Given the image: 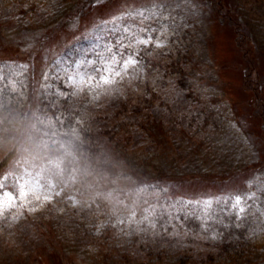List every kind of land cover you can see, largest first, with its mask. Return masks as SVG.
<instances>
[{
  "label": "rangeland",
  "instance_id": "374dc122",
  "mask_svg": "<svg viewBox=\"0 0 264 264\" xmlns=\"http://www.w3.org/2000/svg\"><path fill=\"white\" fill-rule=\"evenodd\" d=\"M73 1L62 3L64 6L52 11L46 19L34 18L7 28L3 32L5 38L15 39L17 43L12 42L13 47L0 44V50H6L0 52V56L12 54L13 49L21 47L40 65L47 55L51 57L61 52L62 44L83 36L95 39L101 27L121 29L122 50L126 54L131 49L148 53L139 61L126 57L121 66L118 62L112 67L108 62L110 71L105 77L88 75L87 71L92 70L89 60L83 66L85 75L78 79L74 93L82 99H96L106 86L116 82L129 87L131 97L151 96L156 103L163 97L160 90L168 84V77L158 69L167 57L160 54H167L165 49L172 47L174 35L177 38L173 48L180 49L182 59L177 67L181 65L184 70L185 62L195 67L190 79L198 81L194 96L199 103L192 108L194 116L188 125L190 131L185 135L179 138L169 134L166 147L158 153L130 154L125 165L127 173L124 168L113 174L117 176L115 189L98 195L88 191L84 194L83 199L86 197L89 202L103 198L107 206L111 200L125 205L123 198L133 202V209L126 208L130 210L126 216L115 214L97 221L99 228L106 229L97 231V238L102 236L100 246L95 243L89 248H80L73 243L76 240L70 232L62 234L70 229H63L67 221L66 225L60 224L64 219V201H70L74 193L59 195L54 185L65 180L67 174L50 173L56 176L55 182L35 173L11 177L9 185L13 194H19V200L12 201L10 207L5 204L7 210L0 212V264H68V261L73 264H136V257H127L128 242L156 228L186 235L199 233L205 246L218 248L244 241L264 225V0H194L192 3L187 0H97L92 9L77 17L72 13L77 6ZM149 9L159 10L160 17L137 15ZM67 15V21L58 19ZM148 28L154 31L147 36L156 37L145 42L144 32ZM187 49L194 55L185 60ZM113 54L114 57L123 55L121 52ZM145 56H151L152 66L145 65ZM24 67L21 64L1 66L0 91L6 88L7 92L21 95L25 87ZM78 115L83 123L82 115ZM15 119L14 129H18L20 119ZM163 134L157 133L165 139ZM73 136L64 135L62 139L71 148L75 145ZM11 138L9 132L6 140L10 142ZM153 140L157 144L161 141L156 136ZM10 147L0 148L8 150ZM143 160L145 173H135L138 172L136 164H143ZM150 176L175 180V186H166L165 199L160 196L161 189L149 184L133 187L134 179ZM35 182L39 185L37 189ZM125 194L128 196L124 197ZM236 195L247 196L240 205L245 209L243 213L237 214ZM143 201L146 202L141 205ZM89 202L84 203L88 213L91 212ZM70 210L75 208L70 207ZM80 210L76 209L77 213H72L68 219L77 220ZM118 210L121 205L116 206L115 211ZM91 221H87L88 226ZM91 236L89 238L96 239ZM177 244V241L169 246L165 244L168 252L160 259L154 255L152 264H183L177 262L182 249ZM253 258L260 263L264 261V249L255 252ZM239 262L242 261L232 264Z\"/></svg>",
  "mask_w": 264,
  "mask_h": 264
},
{
  "label": "trees",
  "instance_id": "16d2710c",
  "mask_svg": "<svg viewBox=\"0 0 264 264\" xmlns=\"http://www.w3.org/2000/svg\"><path fill=\"white\" fill-rule=\"evenodd\" d=\"M66 1L69 0H0V44L13 47L11 43L15 42V39L8 40L3 34L7 28L27 23L34 18L46 19L52 11L60 8L61 5L63 7L62 3ZM96 1L74 0L72 3L77 6L72 13H75L77 17L87 12L97 4ZM68 18L69 15L58 19L67 21ZM121 36V29L117 31L101 27L94 36L95 39L90 37L94 40L83 36L74 42L62 44L61 52L51 57L47 55L40 65L30 54L20 49L21 47L13 49L12 54L0 56V67L10 64L25 65L22 75L25 87L22 89V94L7 92L6 88L0 91V114L19 118L21 123L20 128H13L10 132L12 140L10 139L7 145L11 147L8 150L0 148V187L3 188L5 204H13L12 201L15 199L19 200V194H13L9 185L11 177L35 173L43 179L47 176L48 180L55 182L56 176L50 173L58 171L67 174L68 177L66 178L65 175V180L54 185L56 191L60 192L59 195L63 192L74 193L70 201L63 200L68 206L64 205L62 215L64 219H61L60 224L66 225L65 221L68 222L63 229H70L62 234L70 232L76 240L73 243L80 248H89L95 243L101 245L102 236L97 238V231L101 229L97 221L102 222L103 217L112 218L115 214L126 216L130 211L126 208L133 209L130 198L122 196L125 205L121 201L117 204V201L111 200L108 201L109 206H107L103 198H96L95 201L89 202L86 197L83 199L84 194L88 191L90 194L98 195L115 189L114 180L117 176L113 174L126 168V161L130 154L138 151L158 153L160 149L166 147L169 134H176L179 138L185 135L187 131H190L188 125L194 116L192 108L199 103L194 96L198 81L190 79L195 72V67L189 62H185L184 70H181V65L177 67L182 59L179 57L180 49L177 48L176 51V48H173L176 47L174 42L177 38L174 35L171 40L172 47L165 49L167 54H160L162 57H167L165 63L158 69L162 75L168 77V84L166 86L165 83L166 87L160 90L163 97L158 98L156 103L151 96L131 97L132 94H128L129 87L116 82L106 86L96 99H82L79 94H75V85L78 79L85 75L82 71L83 66L89 60L91 64L88 66H91L92 70L87 71L88 75L105 77L110 71L108 62L112 67H116L118 62V66H121L126 61V57L139 61L143 54L148 53L146 51L141 54L131 49L126 54V51L122 50L124 44L121 43ZM152 37L156 35L152 34ZM4 51L6 50H0V52ZM120 52L122 56L114 57L113 53ZM157 53L161 52L157 51ZM186 53L185 60L194 55L188 49ZM143 58L145 65L154 64L151 56ZM51 81L53 82L50 83ZM134 86L137 87L135 84ZM78 114L82 115L83 123ZM158 132L164 133L162 136L165 139L159 137ZM197 132L200 133V130ZM71 134L74 135L75 141L72 148L64 144L62 140L64 135L71 136ZM155 136L161 140L159 144L153 140ZM145 167V160L143 164L138 162L135 166L138 172L135 173H145ZM127 170L126 168V173ZM34 179L33 181H36ZM68 180L70 182L66 183ZM174 181L166 177L150 176L134 179L132 185L135 189L143 183L159 188L160 196L165 199L167 194L165 188L175 186ZM38 186L36 184V189ZM77 194L80 198L76 197ZM125 196L128 195L125 194ZM85 200L91 206L90 213L84 206ZM75 201L78 203L74 204ZM145 202L143 201L141 205ZM118 205H121V210L115 211ZM70 207L75 210L71 211ZM76 209H81L77 220L68 219L72 213H77ZM143 213L146 214V212ZM89 217L92 223L88 226ZM72 222L73 225L70 224ZM103 230L106 231L104 227L101 231ZM92 234L96 239L89 238ZM174 241L182 247L179 250L177 262L183 264H232L238 260L242 261L239 264H264V261L260 263L253 258L255 252L260 248L264 249V234L256 236L251 234L239 244L218 248L205 246L199 233L186 235L173 230L162 231L158 228L142 234L137 240L128 242L127 257H136L138 259L136 264H152L154 255L158 259L163 258V255L168 252L169 243ZM201 250L203 251L200 252ZM127 252H124L125 255ZM67 263L73 264L71 261Z\"/></svg>",
  "mask_w": 264,
  "mask_h": 264
},
{
  "label": "snow or ice",
  "instance_id": "6c2138e0",
  "mask_svg": "<svg viewBox=\"0 0 264 264\" xmlns=\"http://www.w3.org/2000/svg\"><path fill=\"white\" fill-rule=\"evenodd\" d=\"M179 2V0H178ZM188 3H192L194 2V0H187ZM159 7V6H158ZM131 15V13L129 14ZM137 15L141 16V17H149V18H154V19H158L161 15V12L159 10H153V9H149L143 12H138ZM129 27H132L131 25H129ZM137 31H139L138 29H136ZM154 30L151 28H148L145 30L144 35L146 37L145 42H148L149 40L152 39V37L147 36L148 32H153ZM3 188L0 187V212H5L7 210L4 199H3ZM247 199L246 195H236L235 196V208L237 211V214L239 213H243L245 211V209L243 207H240V205L242 203H244V201ZM8 207H10V203L8 205ZM260 234H264V225H261L259 228H257V230L253 233V236L256 235H260Z\"/></svg>",
  "mask_w": 264,
  "mask_h": 264
},
{
  "label": "clouds",
  "instance_id": "9594fccd",
  "mask_svg": "<svg viewBox=\"0 0 264 264\" xmlns=\"http://www.w3.org/2000/svg\"><path fill=\"white\" fill-rule=\"evenodd\" d=\"M16 123L14 117H8L6 115L0 114V147L6 146L9 141L5 139L6 135L11 132Z\"/></svg>",
  "mask_w": 264,
  "mask_h": 264
}]
</instances>
